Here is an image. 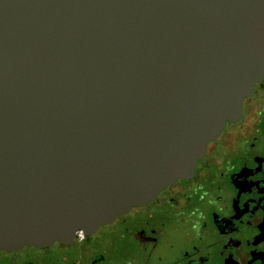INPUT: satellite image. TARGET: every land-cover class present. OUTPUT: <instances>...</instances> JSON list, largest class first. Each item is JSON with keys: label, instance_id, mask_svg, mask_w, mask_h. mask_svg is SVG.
Returning a JSON list of instances; mask_svg holds the SVG:
<instances>
[{"label": "water", "instance_id": "obj_1", "mask_svg": "<svg viewBox=\"0 0 264 264\" xmlns=\"http://www.w3.org/2000/svg\"><path fill=\"white\" fill-rule=\"evenodd\" d=\"M262 77L264 0H0V251L190 178Z\"/></svg>", "mask_w": 264, "mask_h": 264}, {"label": "flooded vegetation", "instance_id": "obj_2", "mask_svg": "<svg viewBox=\"0 0 264 264\" xmlns=\"http://www.w3.org/2000/svg\"><path fill=\"white\" fill-rule=\"evenodd\" d=\"M0 264H264V77L190 178L71 241L0 251Z\"/></svg>", "mask_w": 264, "mask_h": 264}]
</instances>
